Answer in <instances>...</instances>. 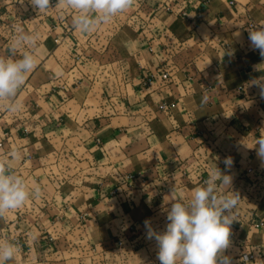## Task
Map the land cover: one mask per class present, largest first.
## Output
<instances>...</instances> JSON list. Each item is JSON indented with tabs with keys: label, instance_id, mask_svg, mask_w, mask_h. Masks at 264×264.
Listing matches in <instances>:
<instances>
[{
	"label": "crops",
	"instance_id": "1",
	"mask_svg": "<svg viewBox=\"0 0 264 264\" xmlns=\"http://www.w3.org/2000/svg\"><path fill=\"white\" fill-rule=\"evenodd\" d=\"M72 15L0 0V57L12 55L18 28L38 37L12 57L38 60L21 108L0 102V159L41 190L0 217V241L18 248L7 264H160L144 221L163 232L172 199L215 166L240 196L224 255L264 264V161L249 148L264 135L252 83L264 58L248 39L264 0H135L90 34L73 29Z\"/></svg>",
	"mask_w": 264,
	"mask_h": 264
},
{
	"label": "clouds",
	"instance_id": "2",
	"mask_svg": "<svg viewBox=\"0 0 264 264\" xmlns=\"http://www.w3.org/2000/svg\"><path fill=\"white\" fill-rule=\"evenodd\" d=\"M22 7L30 5L33 10L45 13L52 7L73 13L71 24L75 31L90 34L102 24L110 23L119 14L134 6L135 0H17ZM249 42L253 50H259L264 58V22L258 28L249 29ZM37 36L21 28L16 30L9 51L11 56L0 57V102H9L10 111L21 108L16 101L18 91L25 84L28 74L37 66V57L30 51H23L19 59H13L18 49L35 46ZM62 75V70L56 72ZM260 89L264 98V76L252 82ZM248 147V146H247ZM264 161V135L256 138L252 147ZM12 156L19 158L18 153ZM225 169L233 165L232 157L223 161ZM232 176L222 174L215 166L203 184L191 190L187 197H174L167 213V225L163 232L155 231L149 220H145L146 237L154 239L157 259L160 264H232V258L224 255L230 246V226L236 220L234 209L240 196L231 190ZM221 189L226 191L221 192ZM230 191H227L229 190ZM41 190L29 191L25 180L11 172L10 165L0 159V217L22 207L32 196L38 197ZM18 251L14 243L0 241V264H7ZM246 259V258H245Z\"/></svg>",
	"mask_w": 264,
	"mask_h": 264
},
{
	"label": "built area",
	"instance_id": "3",
	"mask_svg": "<svg viewBox=\"0 0 264 264\" xmlns=\"http://www.w3.org/2000/svg\"><path fill=\"white\" fill-rule=\"evenodd\" d=\"M170 76H171V74H170L169 72H165V73L162 75V78L165 79V80H167V79L170 78ZM151 82H152V79L149 78V80L147 81V83H148V84H151ZM171 107H172L171 104H168V103H162L161 106H160V109H161L162 111H169V110L171 109ZM2 145H3V144H2V142L0 141V147H2ZM247 171H248L249 174H253L255 177H257L258 175H260V176L263 175V173L255 172V171L253 170V168H249ZM257 180H258V178L253 179V182H252V184H251V187L254 188V187L256 186L255 184H256ZM116 192H117V189H116V188H115L114 190H112V193H116ZM262 225H264V223H263V222H260L259 224H257V227L262 226ZM14 239L18 241V238H17V237H15ZM245 258H246V259H245ZM255 259H256V256H255V254H253V253H252V254H245V255L243 256V260H244L245 263L251 262V261H253V260H255Z\"/></svg>",
	"mask_w": 264,
	"mask_h": 264
}]
</instances>
